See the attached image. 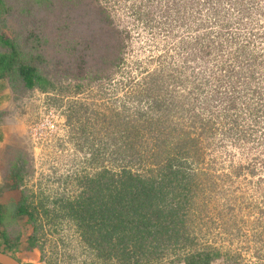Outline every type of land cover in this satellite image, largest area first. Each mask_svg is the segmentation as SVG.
<instances>
[{
  "label": "rangeland",
  "instance_id": "1",
  "mask_svg": "<svg viewBox=\"0 0 264 264\" xmlns=\"http://www.w3.org/2000/svg\"><path fill=\"white\" fill-rule=\"evenodd\" d=\"M97 1L108 26L96 0H12L0 16V33L49 81L0 79V177L19 175L32 215L25 248L34 242L38 264H116L81 240L62 202L103 169L156 176L173 159L192 179L180 238L159 264L202 250L217 253L211 264H264V36L246 47L263 65L255 88L231 89L224 67L252 24L264 25V0Z\"/></svg>",
  "mask_w": 264,
  "mask_h": 264
},
{
  "label": "trees",
  "instance_id": "2",
  "mask_svg": "<svg viewBox=\"0 0 264 264\" xmlns=\"http://www.w3.org/2000/svg\"><path fill=\"white\" fill-rule=\"evenodd\" d=\"M16 1L37 8H44L52 3V0ZM13 2L0 0V16L9 12ZM96 2L98 23L108 26L111 21L106 7L99 1ZM239 12L240 19L243 14L249 16L244 8ZM236 23L239 25V21ZM252 25L241 41L238 39L242 35L237 31L239 28L233 31L234 38L239 43L228 55L229 62L226 60L224 63V67L230 68V74L231 71L236 74L234 85L233 81L230 84L231 89H235L238 84L255 88L256 72L263 68V65L258 67V54L246 51V47L252 42L250 36H264L263 23ZM221 26L225 29L228 27L224 21ZM208 53L210 54L209 51ZM14 73L21 77L29 89L45 88L49 83L25 57L18 40L0 33V79ZM260 101L261 112L264 113V100ZM235 105V100L228 99L225 111L228 112ZM231 116L228 113L225 119L236 121V118H229ZM178 164L175 166L173 159H169L164 171L158 176H145L125 169L119 173L103 169L93 177L86 178L81 192L72 199L64 200L61 207L74 222L81 240L96 252L97 257L115 260L116 264H159L161 249L166 244L177 243L180 227L184 222L182 210L188 200L187 193L192 178L184 174L182 164ZM18 213L28 215L30 219L32 217L23 204ZM31 247H34L33 241L29 244V248ZM216 255L217 253L202 250L184 255L182 261L184 264H211Z\"/></svg>",
  "mask_w": 264,
  "mask_h": 264
},
{
  "label": "crops",
  "instance_id": "3",
  "mask_svg": "<svg viewBox=\"0 0 264 264\" xmlns=\"http://www.w3.org/2000/svg\"><path fill=\"white\" fill-rule=\"evenodd\" d=\"M21 198V188L0 177V251L15 258L19 264H38L36 248H25L29 217L18 214L17 205ZM9 211L12 212L10 219Z\"/></svg>",
  "mask_w": 264,
  "mask_h": 264
},
{
  "label": "flooded vegetation",
  "instance_id": "4",
  "mask_svg": "<svg viewBox=\"0 0 264 264\" xmlns=\"http://www.w3.org/2000/svg\"><path fill=\"white\" fill-rule=\"evenodd\" d=\"M19 157H17V156H15V158L12 156L11 158H10V160L12 161L11 163H13V166H14V168H13V171L16 169H18L17 168V165H18V161H17V159H18ZM5 168V167H4ZM0 172H4V169L2 170V168H1V171ZM15 173V174H14ZM13 174H14V177H12V183H15L17 180H18V174H17V172H14ZM2 178V177H1ZM22 205V201H20V203L17 205V207H18V211H19V209H20V206ZM10 212V211H9ZM15 212V211H14ZM11 213L12 212H10V217L12 216L11 215ZM19 214V213H18Z\"/></svg>",
  "mask_w": 264,
  "mask_h": 264
},
{
  "label": "water",
  "instance_id": "5",
  "mask_svg": "<svg viewBox=\"0 0 264 264\" xmlns=\"http://www.w3.org/2000/svg\"><path fill=\"white\" fill-rule=\"evenodd\" d=\"M0 264H19V262L7 253L0 251Z\"/></svg>",
  "mask_w": 264,
  "mask_h": 264
}]
</instances>
